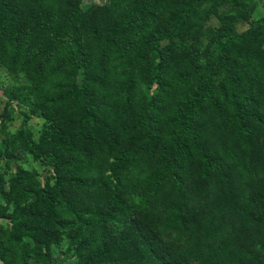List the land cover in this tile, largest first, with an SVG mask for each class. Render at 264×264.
<instances>
[{
	"label": "trees",
	"instance_id": "1",
	"mask_svg": "<svg viewBox=\"0 0 264 264\" xmlns=\"http://www.w3.org/2000/svg\"><path fill=\"white\" fill-rule=\"evenodd\" d=\"M80 3L0 0V264H264V14Z\"/></svg>",
	"mask_w": 264,
	"mask_h": 264
},
{
	"label": "rangeland",
	"instance_id": "2",
	"mask_svg": "<svg viewBox=\"0 0 264 264\" xmlns=\"http://www.w3.org/2000/svg\"><path fill=\"white\" fill-rule=\"evenodd\" d=\"M252 1L255 7L253 10V13L256 15L264 14V0H252ZM89 3H95L98 5H102L105 3V0H81L80 4L81 6H85ZM243 28H245V26L241 25L237 28V30H241ZM0 82H2L3 84H8V83L10 84L12 82L10 81V77L4 72V69L2 67H0ZM0 100H1V97H0ZM17 122L18 121H15L14 125H16ZM40 123H41V119L33 117L31 120L28 121L27 124L32 130L36 131L39 129ZM22 166L24 167L23 164ZM23 240L29 242L30 243L29 247L33 249L34 246L30 238H24ZM49 256L51 259V264H75L76 263V259L70 253L64 252V244L62 242H60L59 244H55V243L49 244Z\"/></svg>",
	"mask_w": 264,
	"mask_h": 264
}]
</instances>
